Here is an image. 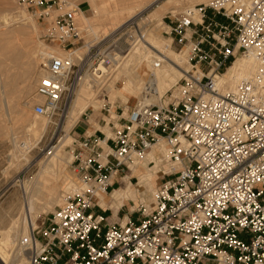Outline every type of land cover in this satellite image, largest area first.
<instances>
[{
  "label": "built area",
  "instance_id": "obj_1",
  "mask_svg": "<svg viewBox=\"0 0 264 264\" xmlns=\"http://www.w3.org/2000/svg\"><path fill=\"white\" fill-rule=\"evenodd\" d=\"M178 1L162 24L188 70L167 101L104 105L110 133L84 137L70 163L78 182L66 186L50 223L23 239L28 264H264V93L251 82L230 90L216 81L238 56L264 64V0ZM18 4L46 22L45 40L70 54L45 56L36 87L33 114L56 131L81 83L99 90L121 66L123 37L136 22L77 56L79 5L54 15L65 0ZM153 148L159 166L149 159ZM150 165L162 178L153 207L144 202L142 216L106 223L94 209L99 197L121 174Z\"/></svg>",
  "mask_w": 264,
  "mask_h": 264
},
{
  "label": "rangeland",
  "instance_id": "obj_2",
  "mask_svg": "<svg viewBox=\"0 0 264 264\" xmlns=\"http://www.w3.org/2000/svg\"><path fill=\"white\" fill-rule=\"evenodd\" d=\"M67 1L71 4H68L61 10H57L54 15L69 11L72 7L79 5L82 13H80L79 17L77 16V19L83 28L88 27L90 31L87 35L84 31L82 38L77 41V47L82 48L78 52L79 54L86 52L87 48L84 47L86 42H88L90 46L96 44L109 37L113 31L121 28L128 21L135 19L136 25L131 29V32H128V34L123 37L121 45H123L125 52L122 55L124 58L121 66L114 72L113 76L109 78L108 82L97 90V97L92 98L94 101L92 99H90V101L89 99L86 100V103L91 104L77 122L71 123L68 115V119L66 118L67 121L65 119L66 124L64 123L63 125H60L55 131L54 126L50 125L46 119L36 117L33 114V107L37 103L36 87L41 75V64L38 63L37 57L38 52L41 49L46 48V46L52 49L59 48L56 44L45 40L43 37V28L46 24L45 21L38 19V17L31 11L28 12L20 7L18 0H0V46L4 45L6 40L12 41V37L5 39L3 33L11 35L10 33L17 32V42L22 43V41L25 40L30 43L32 48V54L27 58L23 57L22 52L16 47L15 42L11 44V46H14L15 48V53H7V51L0 53V83L4 85L5 97L8 103L7 110H9L8 113L0 100V231L4 232V230H6L7 239L9 240V242L7 240L8 246H6V248L4 247V250L8 251H6L8 255L7 264H28L27 252L21 250V241L19 240V238H22L21 240L25 239L26 235L22 234V236H20L19 225L17 223L15 224V221L18 218L21 217V222L25 218L21 213L25 197L24 190H27L26 192L29 193L28 195L30 197L32 196V201L35 203L36 213L33 218L34 225H29L31 221L28 218L25 220L26 227L25 223H23L22 227H28L30 230V227L32 228V226L41 227L43 224L48 225L53 216V212L61 203V195L65 190L64 187L66 183L73 186V183L78 182V176L70 163L74 160L75 155L80 152L81 143H83L84 137L87 135L103 137L101 132H104L105 134L110 133L108 126H105L104 122L109 119L107 112L102 109L104 105L106 106L105 108L108 109L109 103H127L131 107L138 104H146L143 102V99L147 98L148 95L144 91H141L137 95H131L125 91L124 86V83L131 79L129 73L127 75L125 72V67L132 62L133 57L131 56L134 54L137 44L142 43V45L149 49V51L152 53L155 52L158 55L159 49L167 51L171 56V62L169 61L170 65L172 64L171 66L177 68L176 71L179 70L181 73L178 81L182 78V70H188L189 68L187 61L184 63L178 61V58L185 53H179L176 46L171 43L170 38L164 34V30L166 29L162 24L163 17L170 11L177 9V6L179 5L178 0H167V3L165 2L164 5H169L168 2H170L172 6L170 9L165 10L161 8L164 3L163 1L165 0H160L157 3L160 4L159 7H157L154 0H140V7L136 8L131 13L119 14L114 20H112L111 12L115 9H119L129 0ZM103 3L105 6L101 9L100 6ZM23 10H25V12ZM5 13H9L7 14L9 16L12 14V19H15L6 26V23L2 22L3 24H1V16H3L2 14L5 15ZM84 17L87 18V20L84 19ZM152 38L153 40L158 41V45L152 42ZM115 45L118 47L121 46L119 43H116ZM62 54L65 55L66 53L62 51ZM177 55L179 56L177 57ZM243 57L244 56H238L237 59ZM171 58L173 59L171 60ZM16 59L18 60L17 63H15ZM235 60L231 61L228 68L222 72V75L226 74ZM141 70L142 79L146 80L149 69H147L145 64H142ZM16 75L17 77L14 79ZM28 79L31 80L33 87L30 91L23 92L22 88L26 85ZM83 88L82 90L84 92L86 91L87 95L90 96L87 89L85 87ZM171 88L172 87H170L169 90ZM164 100L167 101V94L164 96ZM94 102L95 105H97L96 107L93 106ZM35 118L37 122L40 120L45 121L46 124H48L45 133L43 132L37 141H34L37 139L34 134L30 133V135L29 132L25 130V126L35 120ZM88 130L91 131V134H87ZM63 137L64 139L62 142H68L62 146V150L57 154L56 160L58 161L55 160V163L56 166L59 165V167L54 168L50 173V182L48 181L46 185H44L42 180L44 175L43 172L49 164L50 158L54 155H48V151L50 146L55 143V145L58 146L57 150H60L59 147L63 144L60 141ZM51 141L52 143H50ZM98 152H100V149H98ZM152 167V165L139 167L138 171L135 173L127 172L126 174H121V178H118L119 184L114 185V190L120 187L123 188L125 182L123 183L122 178L129 175L128 181L131 184V189L128 193L113 205L109 203L108 206L103 209L96 205L94 208L97 213H101L106 218V223H123L125 222L124 218L127 216H142L143 208L141 207V204L144 202L149 208L153 207V191L161 183L162 178L161 174L157 173L159 167L158 169L157 167L151 169ZM141 173H150L153 175V179L157 178L155 179L153 190L148 181L139 180L138 176ZM51 180L57 182L60 201L58 204L49 205V190L47 189H49ZM109 195L110 193L105 197L109 198ZM9 227L10 229L12 228V231L10 230L11 233L8 232Z\"/></svg>",
  "mask_w": 264,
  "mask_h": 264
},
{
  "label": "bare ground",
  "instance_id": "obj_3",
  "mask_svg": "<svg viewBox=\"0 0 264 264\" xmlns=\"http://www.w3.org/2000/svg\"><path fill=\"white\" fill-rule=\"evenodd\" d=\"M65 1H67V0H65ZM154 1L157 4L160 0H154ZM163 2L164 3L161 6V8H163L164 10L171 8L172 4L170 2H168L169 5H164L165 2L167 3V0H165ZM68 4H71V3L68 2ZM140 5H141L140 4V0H129L128 2L124 3L119 9H115V10H113L111 12L112 20H114L119 14L133 12L136 8L140 7ZM104 6H105L104 3L101 4V6H100L101 9H103ZM159 6H160V4H157V7H159ZM23 11L25 12V10H23ZM172 11H175V10H172ZM7 14H9V13H7ZM7 14L5 13V15L2 14L3 16H1L2 17L1 24L6 23L5 26L8 25V23H10L11 21L15 20V19H12V17H11L12 14L10 16L7 15ZM79 15H80V13H79ZM22 16H24V15H22ZM84 19L87 20V18H85V17H84ZM7 27H9V26H7ZM81 29L85 31L86 35L88 33H90L88 27L83 28L81 26ZM10 34L11 35H8V33H3V35L5 36V39L8 38V37H12V41L6 40V43L4 45L0 46V53L4 52V51H7V53L8 52L15 53L14 46L13 47L11 46V44L15 42L16 43V47L20 49V51L22 52V55H23L24 58H27L28 56H30L32 54V52H31L32 48L30 46V43L25 41V40L22 41V43L21 42L18 43L17 42L18 41L17 32H13V33H10ZM23 34H26V33H23ZM152 42H154V44L158 45V41L157 40H153V38H152ZM89 46H90L89 43L86 42L84 47L88 48ZM46 48L41 49L38 52V56L37 57H38V63L39 64H42L43 60H44V57L47 56V55H50V54H54V55H58V56H69L70 55L69 53H66L65 55H63L62 51L60 49H52V48H50L48 46H46ZM81 49H82L81 47L78 48L75 51L74 54L77 55V56L83 54L84 52L81 53V54L78 53ZM159 52L163 53L162 57L160 55L156 54L155 52L152 53L151 51H149V49L144 47V45H142V43H138L134 54L131 56V57H133L132 62L129 63L127 66L125 64L126 67L124 66L125 67V72L127 73V75L129 73V76H131L130 81H127V82L125 81L126 83H124L125 91L128 92L131 95H137L141 91H144L148 95L147 98L143 99V102L146 103V104H143L145 106L146 105L155 104V102L156 103H160L161 99L166 94V92L169 90V88L173 87L174 85H176L178 79L181 76V73L179 72V70L176 71L177 68H173L171 66L172 64L170 65V62H171L170 61V57H171L170 54L167 51H164V50H161V49H159ZM178 56L179 55H177V57ZM244 58H246V59H244ZM172 59L173 58H171V60ZM158 61H162L163 63L160 64L158 67H156V62H158ZM178 61L181 62V63L186 62L187 58H186L185 54H182L180 56V58H178ZM17 62H18V60L16 59L15 63H17ZM142 64H145L147 69L151 70L155 74V78L153 80H148L147 81V80L142 79V75H141V72H142L141 66H142ZM25 76H23V77H25ZM220 76H222V77H220ZM16 77H17V75L14 77V79H16ZM25 78H27V77H25ZM216 81H217V84L219 86H224V87H226V88H228L230 90H235L239 85H241L244 82H251L254 85H256L257 86V90L263 94L264 93V64H263V61L258 56L254 55V54H250V55H248L246 57H243L241 59H236L233 62V64L230 66V68L228 69L226 74L219 75L217 77ZM32 87H33L32 86V82H31L30 79H28L26 81V85L22 88V91L23 92H28V91H30V89ZM83 87H85L87 89V91L90 94V96L87 95L86 91L84 92L82 90ZM94 97H97V90L95 88V85L91 84V81L89 79H87V81L85 80L83 83H81L80 87L77 89L76 94H75V98H74V100L72 102V105H71L72 108H70V110H69L70 114L68 112V115H69L71 123H75V122H77L80 119L81 115H83V113L86 111V109L91 104V103L90 104L86 103V100L89 99V101H90V99H92ZM0 100H1V103H3V106L6 108V111L8 112L9 110H7L8 109V103H7V101H6L7 99L5 97V89H4V85L1 84V83H0ZM36 100H37L36 102L40 101V99H37V98H36ZM92 100L94 101V99H92ZM95 102H97V101H95ZM95 102L93 103V106L96 107L97 105H95ZM68 115H67V119H68ZM67 119H66V121H67ZM46 121L49 123L48 120H46ZM65 124H66V122H65ZM47 125L48 124H46L45 121H40L39 120L37 122L36 118H35V120H33L27 126H25V128H26L25 130L27 132H29V134L30 133L34 134V136L37 137V139L34 140V141H37L41 137L43 132L45 133V130L47 129ZM64 129H65V126H64ZM63 139H64V137L61 139L60 142H62ZM67 142H64V143L62 142L63 144L59 147L60 150H57L58 146L56 145V146H53L51 148V150L48 152V155H51V154H54V155L50 158L49 164L47 165L45 171L43 172L44 175L42 177V180H43L44 185H46V183L48 181L50 182V177H51L50 173L54 170V168L55 167H59V165L56 166L55 160H56L58 152L62 150V148H63L62 146H64ZM149 156H150L149 159L154 160L156 162V165H157L158 162L156 161V158H155L154 148L151 149ZM56 161H58V160H56ZM157 166H155V167H153L151 169H155ZM137 171H138V169L134 170L133 173H135ZM56 175H58V174H56ZM138 177H139V180H141V181L142 180L148 181L150 183L151 189L153 190L154 184H155V179H157V178L153 179L152 178L153 175H151L150 173H146V174L145 173H141V174H139ZM57 178H60V177H57ZM128 179H129V175L126 176V177H123L122 181H123V183L125 182V186L123 188L120 187L118 189H115L109 195V198H106L105 197L106 195L100 196L99 197V205L102 208H105V207L108 206L109 203L111 205H113L116 202L120 201L126 195V193H128V191L131 189V184L129 183ZM41 183H42V181H41ZM66 186L67 187H69V186L73 187V186H71V184H69V183L67 184L66 183L64 189L66 188ZM44 190H45V186H44ZM47 190H49V192H48V204L49 205L58 204L59 201H60V194H59L57 182H54V181L51 180V183L49 184V189H47ZM26 191L27 190H24L25 197H24L22 211H21L22 216H24L25 218H24V220L22 222H21V217L18 218L15 221V224L17 223L19 225L20 236H22V234L23 235H27L29 233V231H31L32 228L30 226H29L30 227V230H29L28 227L27 228H23L24 226L22 227V225H23V223H25V227H26L25 220H27L28 218L30 219L31 223H29V222H27V223H29V225H32L33 222H34L33 218L35 217V213H36L35 212V203H34V201H32V196L30 197L28 195L29 193L26 192ZM62 196H63V193L61 195V202H62ZM124 220H127V217H125ZM8 229H9L8 232H10V230L12 228L10 229V227H9ZM5 231L6 230H4V232L0 231V264H7V259H8V255H7L8 251L6 250L7 251L6 252L4 250V247L6 248V246H8V243H7V240H8L7 239V232H5ZM21 239L19 238V240L21 241V246H20L21 250L26 251V244L23 243V240H21ZM8 242H9V240H8Z\"/></svg>",
  "mask_w": 264,
  "mask_h": 264
},
{
  "label": "crops",
  "instance_id": "obj_4",
  "mask_svg": "<svg viewBox=\"0 0 264 264\" xmlns=\"http://www.w3.org/2000/svg\"><path fill=\"white\" fill-rule=\"evenodd\" d=\"M93 132H94V131H93ZM87 134H91V131H90V130H88V131H87Z\"/></svg>",
  "mask_w": 264,
  "mask_h": 264
}]
</instances>
